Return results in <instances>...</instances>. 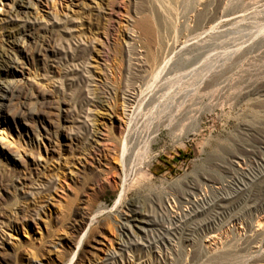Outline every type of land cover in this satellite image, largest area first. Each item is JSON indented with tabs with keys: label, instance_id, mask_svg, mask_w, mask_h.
Listing matches in <instances>:
<instances>
[{
	"label": "rangeland",
	"instance_id": "1",
	"mask_svg": "<svg viewBox=\"0 0 264 264\" xmlns=\"http://www.w3.org/2000/svg\"><path fill=\"white\" fill-rule=\"evenodd\" d=\"M7 85L0 264H264V0H0Z\"/></svg>",
	"mask_w": 264,
	"mask_h": 264
},
{
	"label": "bare ground",
	"instance_id": "2",
	"mask_svg": "<svg viewBox=\"0 0 264 264\" xmlns=\"http://www.w3.org/2000/svg\"><path fill=\"white\" fill-rule=\"evenodd\" d=\"M22 4V3H21ZM23 6L22 7H24V4H22ZM53 20L55 21L54 23H56V22H58L57 21V18H54L53 17ZM33 29H36V27H30V26H28V23H25V22H23L22 23V25H21V32L19 33V36H24V34H27L26 32H31L30 30H33ZM44 31H46L45 29H44ZM28 35V34H27ZM30 35V34H29ZM31 37V36H30ZM208 58H210V57H208ZM165 60H167V59H165ZM13 61H14V59H13ZM205 62V61H204ZM203 62V63H204ZM207 62V61H206ZM198 63V61L195 63H193L190 67H195V66H197V65H199L200 66V64H197ZM211 63V62H210ZM189 64V63H188ZM202 64V63H201ZM157 65H160V64H157ZM165 65H166V63H165ZM208 65V64H207ZM162 66V65H161ZM151 67V66H150ZM144 68V67H143ZM160 68V67H159ZM211 68V67H210ZM199 69H201V68H199ZM190 70V69H189ZM208 70V69H207ZM84 71H86V70H84ZM156 71V70H155ZM197 71H198V69H197ZM196 71V72H197ZM87 72V71H86ZM157 72V71H156ZM166 72V71H165ZM190 72V71H189ZM195 72V71H194ZM202 72H203V70H199L197 73H195L196 75H197V77H199V79H201V80H203V74H202ZM5 73V75L6 76H12V75H14V73H12V71H5L4 72ZM168 73V72H167ZM186 73V72H185ZM148 74H150L149 72H148ZM154 74H158V72L157 73H154ZM182 75V74H181ZM180 75V76H181ZM155 76V75H154ZM194 76V75H193ZM153 78V77H152ZM196 78V77H195ZM143 79V78H142ZM217 79V78H216ZM140 80V79H139ZM163 80V79H162ZM211 80H214V79H211ZM217 80H219V77H218V79ZM216 80V81H217ZM142 81V80H141ZM144 81V80H143ZM169 81V80H168ZM171 82V81H170ZM218 82V81H217ZM172 83V82H171ZM187 83V82H186ZM194 83H195V81H194ZM220 83H222L221 82V78H220ZM143 84H144V82H143ZM174 84V83H173ZM193 84V83H192ZM217 84V83H216ZM223 84V83H222ZM166 85H167V83H166ZM12 87V86H11ZM15 87V86H14ZM13 87V88H14ZM159 87V86H158ZM184 87V86H183ZM13 88H10V86L8 87V85L6 86V87H4L3 86V92H1V94H0V98H2V99H4L5 97H6V93H12L13 92ZM153 87H149V86H147V85H141V86H139L137 89H134L133 90V93H127V92H124L123 93V96L121 97V99H122V105H123V108H122V116H123V127H124V132L126 133V136H125V139L123 140V143H122V147H123V151H122V154H121V159H120V176H119V178H120V182L121 183H123V185H122V187L123 186H125V183H127V179H128V172H130L131 170H133V169H136L135 167H136V162H135V157H134V155H133V153H132V151H131V148H130V146H129V144H130V141H132L133 139H132V136H134L133 135V133L134 132H132L133 131V129H132V125H131V120H133L132 118L134 117H132V115L134 114V112L136 111V109L138 108V107H142V106H140V104L141 103H143V101L144 100H146L147 98H149V97H147V94L148 93H150L151 92V90L153 91L154 90V88L152 89ZM167 88V87H166ZM199 88V87H198ZM161 90V89H160ZM166 90V89H165ZM188 90V89H187ZM14 91H15V89H14ZM157 91V90H156ZM159 91V90H158ZM178 91V90H177ZM190 91V90H189ZM154 93V92H153ZM12 95V94H11ZM163 95V94H162ZM202 95V94H201ZM212 95V94H211ZM199 96V95H198ZM145 97H147L146 99H145ZM152 97V96H151ZM150 97V98H151ZM156 99V98H155ZM152 101H154V100H152ZM174 102V101H173ZM194 102V101H193ZM154 103V102H153ZM162 103V102H161ZM144 104V103H143ZM150 104V103H149ZM186 105V104H185ZM143 108H145V107H143ZM160 108V107H159ZM158 112V111H157ZM159 112H160V110H159ZM163 112V111H162ZM140 113V112H139ZM152 113V112H151ZM186 113V112H185ZM158 114V113H157ZM155 115H156V113H155ZM163 115H164V112H163ZM163 115H161V116H163ZM141 116V115H140ZM132 117V118H131ZM145 117V116H144ZM151 117V116H150ZM138 118H139V116H138ZM141 118H142V116H141ZM143 119V118H142ZM146 119V118H145ZM144 119V120H145ZM161 119H163V118H160V120ZM173 119V115L172 114H168L164 119H163V122H167V128L168 129H170V130H172L173 129V127L177 124L176 123V121L174 120H172ZM139 121V120H138ZM133 122V121H132ZM140 122H142L141 120H140ZM140 122H139V124H140ZM144 122V121H143ZM145 122H148V119H147V121L145 120ZM144 122V124H147V123H145ZM158 122V121H157ZM136 123V122H135ZM139 124H137V126L139 125ZM142 124V123H141ZM136 126V127H137ZM150 126H152V125H150ZM141 127H143V126H141ZM138 128V127H137ZM143 129V128H142ZM135 130V129H134ZM142 131V130H141ZM153 131V130H152ZM140 132V131H139ZM138 132V133H139ZM149 133V132H148ZM171 133V132H170ZM173 133V132H172ZM145 134V133H144ZM139 136V135H138ZM144 137V136H143ZM148 137V136H147ZM139 138V137H138ZM152 138V137H151ZM132 139V140H131ZM140 140V139H139ZM132 143V142H131ZM145 146V145H144ZM148 147V146H147ZM149 149V148H148ZM143 151V150H142ZM137 164H138V160H137ZM140 164V163H139ZM138 167V166H137ZM129 182V181H128ZM125 188V187H124ZM224 205V204H223ZM222 206V205H221ZM219 207H220V205H219ZM136 208V207H135ZM134 208V209H135ZM138 208V207H137ZM132 210L135 214L136 213H138V211L137 210ZM137 211V212H136ZM223 212V211H222ZM138 214H140V211H139V213ZM141 216V215H140ZM125 217V218H124ZM124 219H123V221H124V223H123V225H122V229H123V233H124V236H127L128 238H129V240L131 239V242L132 241H136L137 239H136V237H137V233H139V231L141 230V229H143V227L140 225V224H144L145 225V223H144V221H141V220H139V219H137L136 217H132L131 215H125L124 214ZM149 220V219H148ZM150 225V224H149ZM132 226L133 227H135V229H136V231L135 232H133L132 231ZM146 228V227H145ZM134 229V230H135ZM127 230V231H126ZM129 230V231H128ZM144 231V230H143ZM169 231V230H168ZM125 232H127V233H125ZM145 232V231H144ZM166 233V232H165ZM135 234V235H134ZM145 236V235H144ZM213 236V235H212ZM215 237L216 236H213L212 238H210V241H213L214 239H215ZM120 238H121V236H120ZM133 238V239H132ZM162 238V237H161ZM136 239V240H135ZM138 239H139V237H138ZM188 239H190V238H188ZM187 239V240H188ZM216 240V239H215ZM207 241V240H206ZM209 241V240H208ZM214 242V241H213ZM125 243V242H124ZM209 243V242H208ZM129 244V243H128ZM139 244V243H138ZM121 245V244H120ZM210 245V244H209ZM130 246V245H129ZM128 246V247H129ZM135 246H138V245H135ZM165 246V245H164ZM133 247V246H132ZM126 248V247H125ZM207 248V247H206ZM121 251V250H120ZM103 259V262H106V263H108L109 261H111V260H113L114 259V254H106L105 255V257L104 258H102Z\"/></svg>",
	"mask_w": 264,
	"mask_h": 264
}]
</instances>
